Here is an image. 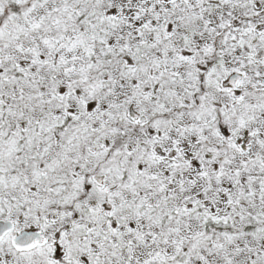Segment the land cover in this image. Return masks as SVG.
<instances>
[{
  "label": "snow or ice",
  "instance_id": "6c2138e0",
  "mask_svg": "<svg viewBox=\"0 0 264 264\" xmlns=\"http://www.w3.org/2000/svg\"><path fill=\"white\" fill-rule=\"evenodd\" d=\"M0 264H264V0H0Z\"/></svg>",
  "mask_w": 264,
  "mask_h": 264
}]
</instances>
